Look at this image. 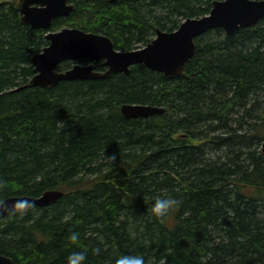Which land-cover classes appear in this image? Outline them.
I'll list each match as a JSON object with an SVG mask.
<instances>
[{"label": "trees", "instance_id": "trees-1", "mask_svg": "<svg viewBox=\"0 0 264 264\" xmlns=\"http://www.w3.org/2000/svg\"><path fill=\"white\" fill-rule=\"evenodd\" d=\"M214 1L72 0L76 11L50 31L81 28L130 51L210 14ZM17 3L0 0V199L64 196L1 220L0 251L14 264H68L80 251L82 264L136 254L145 264H264V19L198 37L178 77L136 65L16 91L48 46ZM125 104L164 114L126 119ZM167 197L178 204L156 216Z\"/></svg>", "mask_w": 264, "mask_h": 264}, {"label": "water", "instance_id": "water-1", "mask_svg": "<svg viewBox=\"0 0 264 264\" xmlns=\"http://www.w3.org/2000/svg\"><path fill=\"white\" fill-rule=\"evenodd\" d=\"M115 1L117 0H107L108 3ZM16 9L22 24L33 30H48L45 36L48 46L31 58L35 75L16 91L36 87L53 88L63 81L106 79L112 75L129 74L136 65H143L166 76L178 77L194 57L195 40L198 37L215 29H222L228 35H233L241 28H255L264 19V0H215L210 14L189 18L173 32L157 29L156 37L146 47L122 51L115 48L109 37L81 28L64 27L58 31H50L54 20L68 18L76 11V5L71 0H18ZM82 60L102 62L107 70L98 71L95 64H76ZM67 61L75 64L60 71L59 66ZM121 112L126 119H146L164 114V108L125 104ZM262 150L264 153V143ZM63 196L62 191L50 190L39 197L7 198L0 205V221L16 212L13 206L18 201L29 200L35 207L47 208ZM0 264L14 262L0 251Z\"/></svg>", "mask_w": 264, "mask_h": 264}, {"label": "clouds", "instance_id": "clouds-1", "mask_svg": "<svg viewBox=\"0 0 264 264\" xmlns=\"http://www.w3.org/2000/svg\"><path fill=\"white\" fill-rule=\"evenodd\" d=\"M113 159L115 157L113 156ZM4 203L3 199H0V205ZM178 201L173 197L159 198L155 201L152 206V212L158 216L163 217L166 213L176 206ZM33 206V202L29 200L18 201L14 206V210L22 211ZM72 240H76L77 236L75 234L71 237ZM86 259V252H73L68 258V264H82ZM115 264H145V259L143 255H122L116 259Z\"/></svg>", "mask_w": 264, "mask_h": 264}, {"label": "flooded vegetation", "instance_id": "flooded-vegetation-1", "mask_svg": "<svg viewBox=\"0 0 264 264\" xmlns=\"http://www.w3.org/2000/svg\"><path fill=\"white\" fill-rule=\"evenodd\" d=\"M71 2H72V0H71ZM71 16V15H70ZM69 16V17H70ZM59 19V18H58ZM55 21V20H54ZM43 29H39V31H42ZM50 30V29H49ZM61 30V29H60ZM45 31H48V30H45ZM74 63V62H73ZM75 64V63H74ZM73 64V65H74ZM76 64H82V65H89V64H95L96 65V70H98V71H106L107 70V68L106 67H104L103 65H102V62H99V63H96L95 61H93V60H82V61H78V62H76Z\"/></svg>", "mask_w": 264, "mask_h": 264}, {"label": "rangeland", "instance_id": "rangeland-1", "mask_svg": "<svg viewBox=\"0 0 264 264\" xmlns=\"http://www.w3.org/2000/svg\"><path fill=\"white\" fill-rule=\"evenodd\" d=\"M6 1H11V2H14V3H16L18 0H6Z\"/></svg>", "mask_w": 264, "mask_h": 264}, {"label": "bare ground", "instance_id": "bare-ground-1", "mask_svg": "<svg viewBox=\"0 0 264 264\" xmlns=\"http://www.w3.org/2000/svg\"><path fill=\"white\" fill-rule=\"evenodd\" d=\"M187 18V17H186ZM177 78V77H176ZM183 85V84H182ZM133 126V125H132ZM14 219V218H13Z\"/></svg>", "mask_w": 264, "mask_h": 264}]
</instances>
